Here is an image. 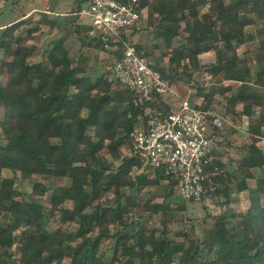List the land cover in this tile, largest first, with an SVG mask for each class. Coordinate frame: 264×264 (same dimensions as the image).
Instances as JSON below:
<instances>
[{
  "label": "trees",
  "instance_id": "obj_1",
  "mask_svg": "<svg viewBox=\"0 0 264 264\" xmlns=\"http://www.w3.org/2000/svg\"><path fill=\"white\" fill-rule=\"evenodd\" d=\"M118 1L133 4L141 17L112 41L91 36L76 14L87 0H71L62 16L81 42L77 53L73 39L59 36L31 59L30 20L0 24V264H264V111L256 113L264 106V0ZM143 10L157 15L153 45L169 57L166 66L153 67L179 99L186 97L175 82L198 70L210 75L190 84L204 96L203 107L216 111L218 94L223 117L248 118L243 129L250 142L226 161L225 130L213 125L215 157L206 164L199 200L215 199L223 188L229 196L220 212L204 216L201 233L186 227L183 214L198 200L184 198L163 167L149 168L130 153L133 132L149 126L145 107L168 111L172 104L157 91L139 101L112 62L98 65L100 50L120 56L128 37L139 53L152 54L133 39ZM3 13L0 4V19ZM253 40L256 69L239 51ZM205 52L213 59L203 61ZM36 175L62 182L51 187ZM22 178L31 180L30 190L17 186ZM160 186L163 199H147ZM233 192L247 193L248 205H232Z\"/></svg>",
  "mask_w": 264,
  "mask_h": 264
},
{
  "label": "built area",
  "instance_id": "obj_2",
  "mask_svg": "<svg viewBox=\"0 0 264 264\" xmlns=\"http://www.w3.org/2000/svg\"><path fill=\"white\" fill-rule=\"evenodd\" d=\"M137 0H133L135 2ZM79 20L89 24L91 36L120 40L125 27L137 23L141 12L133 4L118 0H87L76 11ZM89 18V20H87ZM112 69L122 84L138 93L139 101L151 98L153 92L176 95L175 89L152 60L139 53L130 37L124 40L120 56L112 59ZM149 115L147 128L133 132L130 153L138 156L145 166L163 167L178 180L184 198L199 200L205 193V167L213 158V125L223 127L221 113L205 108L201 101L186 97L177 108L163 111L145 107Z\"/></svg>",
  "mask_w": 264,
  "mask_h": 264
},
{
  "label": "rangeland",
  "instance_id": "obj_3",
  "mask_svg": "<svg viewBox=\"0 0 264 264\" xmlns=\"http://www.w3.org/2000/svg\"><path fill=\"white\" fill-rule=\"evenodd\" d=\"M61 0H10L7 3H4V0H0V4L2 5V8L4 10L3 15L1 16L0 24L2 26L18 19L21 17H26L29 19V23L26 25L27 28H35V34L34 38L30 39L28 42L30 49H31V59H40L42 52L47 48V46L50 45V43L59 36L66 37L67 41H73L71 42L72 45V53H77L81 42L78 40L76 34L73 33L72 27L68 25L66 22V19L62 16L65 14L70 8L71 0H67L66 4L60 5V3H57ZM69 1V2H68ZM18 2V3H17ZM57 17V18H56ZM44 18H55L58 20L56 24L51 25L49 22H43ZM89 20V18H87ZM157 22V19L152 18V21L149 22L147 18H143V21L138 25L141 29L137 30L134 35L133 39L138 42L142 41L149 45L150 50H152V54L149 55V58L157 64L158 66H163L168 64V56H165L162 54L163 48L162 46L154 47V42H156L157 38L153 34L152 30ZM148 24V28H146V25ZM154 24V25H153ZM258 46V41L253 40L249 41L239 47V51L242 56L243 61H248L251 63L253 69H256L257 62L255 59V50ZM0 52V57H1ZM112 55L106 51V50H100L98 53V57L103 59L100 62H98L99 66H103L105 64V67L108 66V63L112 61ZM203 61H209L213 59V52H205L201 54ZM90 63H94L93 58L90 57L89 60ZM104 63V64H103ZM210 77V75L206 73H199L198 70L194 71L192 79H188V77L185 76L183 80H180L177 84L175 82L176 87L179 90V93L184 95V97H191L193 99H196L198 101H203V95L197 94V86L196 85H190L195 84L196 82L201 83L204 80H207ZM4 82L3 74L0 72V84ZM180 87V88H179ZM164 97L169 101L173 108H177L179 105V102L181 99L177 95L172 94H165ZM215 100L213 102L214 109L221 113L222 116L224 115L223 105L220 100L223 98L222 96L216 94ZM261 111H264V106L257 107V114ZM1 112V110H0ZM225 123L223 124V129L225 130V136L221 139L222 145V159L228 160V156L231 153L236 154L237 147L241 146L243 142H250V139L247 137V134L244 131V126L247 124L248 118L244 117L242 120H235L234 117H232V113L225 116L224 118ZM233 121L236 123V126L240 128V131L238 132H232L231 127L233 126ZM0 133H1V127H0ZM229 142V143H228ZM227 144H230L227 146ZM128 151V149H127ZM6 174H10L9 169H5ZM34 179H38L41 181L46 182L48 185L53 187L54 185L61 183L62 180L60 178H53V177H46L42 175H36ZM17 186L19 188H23L26 190H30L32 187L31 180L27 178H22L20 181L17 182ZM155 190L154 195L147 196V199L151 200H162L163 199V193L164 189L162 186L156 188H153ZM223 190L221 193L216 197L215 199L207 198L205 200H198L196 202H188V208L185 212H183L185 216V225L187 228L195 229L196 232L201 233L202 227H203V219L204 216L207 213H218L222 210V204L221 200H226V198L229 196V193L225 192ZM153 190V191H154ZM48 200V195L46 197ZM181 199H183L181 197ZM232 199V205L234 206H243L246 207L249 203V198L247 193H235L233 192L231 194ZM210 219V217H209Z\"/></svg>",
  "mask_w": 264,
  "mask_h": 264
},
{
  "label": "crops",
  "instance_id": "obj_4",
  "mask_svg": "<svg viewBox=\"0 0 264 264\" xmlns=\"http://www.w3.org/2000/svg\"><path fill=\"white\" fill-rule=\"evenodd\" d=\"M67 0H61V1H58L57 3H60V5H62L61 3H63L64 5L66 4ZM69 2V1H68ZM18 3V2H17ZM143 14H144V18H147V20L152 21V18L154 19H157V15L156 14H153V13H148L146 10H143ZM45 19V18H44ZM143 21V20H142ZM141 21V22H142ZM139 22V24L141 23ZM156 24V23H155ZM154 25V24H153ZM148 24L146 25V28H148Z\"/></svg>",
  "mask_w": 264,
  "mask_h": 264
}]
</instances>
